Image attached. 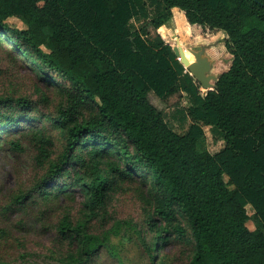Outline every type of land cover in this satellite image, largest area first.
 <instances>
[{"label": "trees", "instance_id": "16d2710c", "mask_svg": "<svg viewBox=\"0 0 264 264\" xmlns=\"http://www.w3.org/2000/svg\"><path fill=\"white\" fill-rule=\"evenodd\" d=\"M173 8L196 36L226 34L231 65L203 95L159 34L174 22ZM138 16L146 20L131 30ZM9 17L26 28L10 27ZM0 37L46 80L64 82L55 115L44 117L63 135L64 149L53 159L44 128L23 134L47 173L40 190L18 203L77 190L93 217L117 181L139 175L148 186L142 198L152 211L146 248L153 256L173 241L191 246L188 264H264V0H161L151 19L144 0H0ZM184 93L191 124L178 134L149 97L167 104ZM0 104L18 109L3 115L4 128L32 118L25 98ZM203 127L225 143L215 154L198 150ZM248 205L261 230L247 227ZM55 229L76 248L66 262L82 264L97 250L95 237L67 215Z\"/></svg>", "mask_w": 264, "mask_h": 264}, {"label": "rangeland", "instance_id": "374dc122", "mask_svg": "<svg viewBox=\"0 0 264 264\" xmlns=\"http://www.w3.org/2000/svg\"><path fill=\"white\" fill-rule=\"evenodd\" d=\"M160 2L144 0L148 19L156 15ZM171 13L174 22L170 26H162L159 34L172 49L179 46L188 48L191 52L187 58L190 64H197L199 59L207 63L209 68L205 77H209V83L214 84L232 62V56L223 53L226 34L220 31L206 38L198 37L184 21L178 8H173ZM145 20L140 16L132 19L130 29H137ZM6 23L14 29L26 28L15 17L7 18ZM178 38L183 45H179ZM183 51L187 55L186 50ZM190 76L203 95L205 89ZM44 77L35 65L22 58L19 49L9 39L0 37V99L21 97L33 105L28 113L31 120L11 130L1 126L5 121L3 115L13 117L18 109L0 104V264H70L65 261V255L76 248L60 238L55 229L66 215L73 224H82L88 234L95 237L97 250L82 264H188L192 256L189 245L171 241L154 256L147 250L146 247L154 239L148 224V215L152 211L142 198L148 186L142 183L139 175L132 180L117 181L104 204L94 210L93 217L84 204V197L77 190L66 196L62 193L56 196L45 194L43 197H46L40 199L36 194L33 200L17 202L18 197L39 191L41 180L47 173L46 168L36 165V152L23 134L30 128H44L54 142L53 159L60 155L65 146L63 135L48 119H44L45 116L55 115L60 102L58 85L64 82L55 75L50 76L52 82ZM149 99L163 112L165 122L174 132L184 134L188 130L191 121L186 117L185 109L191 103L185 93L180 99H173L167 104L154 95H150ZM203 130L205 136L198 145L199 151L207 150L215 154L225 146L216 129L203 127ZM11 141L18 143L20 150L15 149ZM246 209L250 215L247 227L251 231L261 230L251 207L248 205Z\"/></svg>", "mask_w": 264, "mask_h": 264}, {"label": "water", "instance_id": "95a60500", "mask_svg": "<svg viewBox=\"0 0 264 264\" xmlns=\"http://www.w3.org/2000/svg\"><path fill=\"white\" fill-rule=\"evenodd\" d=\"M173 52L175 53L177 59L180 61L183 67L186 69V71L190 72V74L201 84L205 91L214 86V84L209 83L210 78L205 77V72L209 68L207 63L202 62L199 59L197 61V64H190L187 58L182 54V47L180 46L179 48H173Z\"/></svg>", "mask_w": 264, "mask_h": 264}, {"label": "bare ground", "instance_id": "6f19581e", "mask_svg": "<svg viewBox=\"0 0 264 264\" xmlns=\"http://www.w3.org/2000/svg\"><path fill=\"white\" fill-rule=\"evenodd\" d=\"M160 30H162V27L159 29V31ZM164 30V29H163ZM175 48V47H174ZM188 49V48H187ZM184 48L182 49V54L186 57V58H188V54L186 55L185 53H184ZM186 52H187V50H186ZM188 53V52H187ZM189 59V58H188ZM191 61V60H190Z\"/></svg>", "mask_w": 264, "mask_h": 264}, {"label": "crops", "instance_id": "0c3cea01", "mask_svg": "<svg viewBox=\"0 0 264 264\" xmlns=\"http://www.w3.org/2000/svg\"><path fill=\"white\" fill-rule=\"evenodd\" d=\"M181 14H182V12H181ZM182 17H183V14H182ZM173 19H174V17H173ZM183 19H184V17H183ZM185 21V20H184ZM164 27V26H163ZM199 37V36H198ZM202 37V36H201ZM203 38H206V37H203Z\"/></svg>", "mask_w": 264, "mask_h": 264}]
</instances>
